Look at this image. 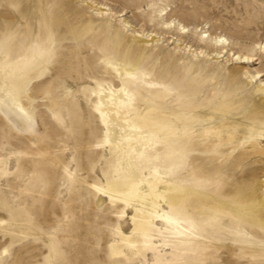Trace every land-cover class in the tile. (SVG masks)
<instances>
[{
  "label": "rangeland",
  "instance_id": "rangeland-1",
  "mask_svg": "<svg viewBox=\"0 0 264 264\" xmlns=\"http://www.w3.org/2000/svg\"><path fill=\"white\" fill-rule=\"evenodd\" d=\"M163 9L188 33H166ZM45 17L53 21L46 33L52 52L29 83L26 113L0 105V264H125L113 262L110 248L118 227L131 233L130 217L119 221L109 199L91 189L107 186L112 161L108 147L94 146L104 141L105 127L92 90L100 85L118 94L115 68L125 57L141 58L151 76L199 88L205 133L245 122L255 106L264 107V93L256 92L264 84V0H0V41L20 45L21 31L39 32ZM202 32L229 45L201 43ZM116 33L124 38L119 48ZM106 61L113 63L109 72ZM262 122L255 130L263 134L257 174L264 182ZM193 245L196 252L172 264H264V230L248 223L243 236L202 233Z\"/></svg>",
  "mask_w": 264,
  "mask_h": 264
},
{
  "label": "bare ground",
  "instance_id": "bare-ground-1",
  "mask_svg": "<svg viewBox=\"0 0 264 264\" xmlns=\"http://www.w3.org/2000/svg\"><path fill=\"white\" fill-rule=\"evenodd\" d=\"M165 11L159 13L162 29L187 34L188 27L168 19ZM42 21L39 32L21 31L25 39L18 46L11 38L0 41V105L10 102L26 113L29 83L52 52L46 33L53 21L46 17ZM90 31L91 27L78 37ZM199 37L201 43L229 45L222 36L202 32ZM114 39L121 47L123 36L116 33ZM150 41L154 40L143 44ZM104 68L109 72L113 63L106 61ZM115 69L121 83L118 94L100 85L92 90L105 127L104 141L94 146L108 147L112 161L107 186L91 184L94 192L109 199L119 221L130 217L131 233L124 232L128 227H118L119 239L111 245L113 262L179 263L197 251L193 243L202 233L214 240L224 235L236 238L243 236L246 223L264 230V182L257 174L261 161L257 147L263 134L255 130L263 123L264 107L255 106L241 124L205 133L207 120L197 112L202 101L196 85L165 75L155 78L141 58L125 57L121 70ZM81 92L90 97L86 88ZM256 92L264 93V84ZM87 118L89 123L94 120L92 113ZM110 127L118 129L113 138Z\"/></svg>",
  "mask_w": 264,
  "mask_h": 264
}]
</instances>
